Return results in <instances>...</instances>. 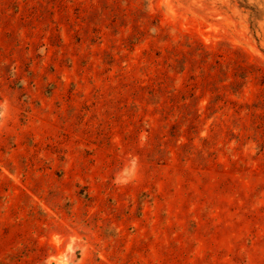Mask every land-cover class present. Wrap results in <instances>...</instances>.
Returning <instances> with one entry per match:
<instances>
[{
	"label": "rangeland",
	"instance_id": "1",
	"mask_svg": "<svg viewBox=\"0 0 264 264\" xmlns=\"http://www.w3.org/2000/svg\"><path fill=\"white\" fill-rule=\"evenodd\" d=\"M0 264H264V0H0Z\"/></svg>",
	"mask_w": 264,
	"mask_h": 264
}]
</instances>
